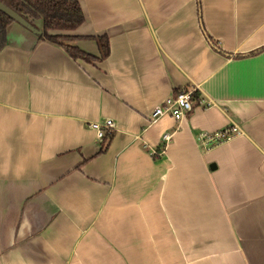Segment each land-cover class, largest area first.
<instances>
[{"label":"crops","instance_id":"crops-1","mask_svg":"<svg viewBox=\"0 0 264 264\" xmlns=\"http://www.w3.org/2000/svg\"><path fill=\"white\" fill-rule=\"evenodd\" d=\"M78 1L50 33L95 56L107 36L105 59L18 22L0 51V264H264V0ZM184 89L193 111L152 123Z\"/></svg>","mask_w":264,"mask_h":264},{"label":"trees","instance_id":"trees-1","mask_svg":"<svg viewBox=\"0 0 264 264\" xmlns=\"http://www.w3.org/2000/svg\"><path fill=\"white\" fill-rule=\"evenodd\" d=\"M19 15L25 17L33 25L35 21L41 20L43 24V34L41 40L50 41L62 46L73 59H83L89 63H94L105 59L110 54L109 39L107 36L95 37L100 46V56L91 55L79 47L64 44L65 41H72L78 37L53 35L51 31H75L85 22V14L78 0H0ZM15 20L0 11V51L7 44V29ZM213 45H217L213 43ZM217 49H221L217 45ZM181 90L176 91V94ZM198 97L197 91L193 98ZM114 133V132H113ZM106 135L104 146L100 152H104L114 134ZM158 156V155H153Z\"/></svg>","mask_w":264,"mask_h":264},{"label":"built area","instance_id":"built-area-1","mask_svg":"<svg viewBox=\"0 0 264 264\" xmlns=\"http://www.w3.org/2000/svg\"><path fill=\"white\" fill-rule=\"evenodd\" d=\"M196 91V89H184L175 96L165 99L161 105L154 109L151 122L155 123L166 115L173 117L176 122H181L194 109L193 95ZM92 126L98 131V139L101 142L104 141L106 135L112 134L116 128L115 122L111 119L94 123ZM240 133L241 130L237 126H228L215 132H202L199 135V143L202 150L207 151L215 145L229 141ZM171 140L172 134L165 133L161 139L159 149L151 151V154L163 155Z\"/></svg>","mask_w":264,"mask_h":264},{"label":"water","instance_id":"water-1","mask_svg":"<svg viewBox=\"0 0 264 264\" xmlns=\"http://www.w3.org/2000/svg\"><path fill=\"white\" fill-rule=\"evenodd\" d=\"M0 11L6 13L10 17H12L15 20V22H18L19 24H21L24 27L28 28L29 30L33 31L37 35L41 36L43 34V30L37 28L30 21H28L25 17L19 15L13 9H11L10 7H8L7 5H5L1 2H0Z\"/></svg>","mask_w":264,"mask_h":264},{"label":"rangeland","instance_id":"rangeland-1","mask_svg":"<svg viewBox=\"0 0 264 264\" xmlns=\"http://www.w3.org/2000/svg\"><path fill=\"white\" fill-rule=\"evenodd\" d=\"M35 25V24H34ZM36 26V25H35Z\"/></svg>","mask_w":264,"mask_h":264}]
</instances>
